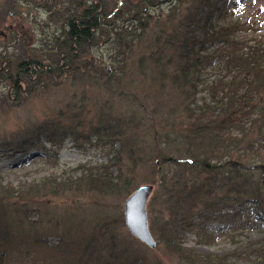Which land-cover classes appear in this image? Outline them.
Wrapping results in <instances>:
<instances>
[{"label": "trees", "instance_id": "obj_1", "mask_svg": "<svg viewBox=\"0 0 264 264\" xmlns=\"http://www.w3.org/2000/svg\"><path fill=\"white\" fill-rule=\"evenodd\" d=\"M68 1L69 9L72 6L74 10L69 16L61 14L65 22L63 40L57 38L56 52L48 59L49 64L21 55L25 50L15 44L17 38L5 45L6 51L8 46H15L8 55L9 61L23 70L34 89L29 69L38 67L39 75H47L52 81L61 62L73 68L76 79L82 80L84 74L91 72L95 79L115 81L119 75L112 72L115 64L99 67L95 59L84 60L82 56L101 44L112 45L114 52L121 54L131 51L134 43L140 42L142 35L154 26L152 22L160 23L149 50L139 58V66L153 64L157 78L167 80L180 94L190 119L186 132L155 137L157 141L162 137L167 140L166 149L181 145L182 148L178 147L177 154L172 155L158 150L159 142L152 147L151 157L157 155L160 162H155L159 176L150 182H158L160 208L150 228L183 264H264V235L248 240L236 252L225 253H203L183 244L181 238L186 229L196 233L201 243L211 244L215 238L208 233V225L213 219L224 220L233 231L244 232L253 224L246 212L258 208L264 214V34L251 43L245 22H222L233 0ZM163 4L168 5L167 11L155 12ZM4 8L0 12L2 18L8 14L7 4ZM127 21L131 25H126ZM0 56L7 57L2 53ZM213 66L225 73L217 74L209 85L210 101H203L198 109L192 108L199 86L204 83L202 71ZM19 75L20 72L14 75L16 85L21 80ZM84 99L78 111L69 108V122L68 115L61 112L56 118L35 125L13 144L1 141L0 149L11 151L10 154L28 153L43 141L61 148L68 136L89 141L93 137L111 139L110 147L118 144L119 156L83 171L84 183L88 189L104 194L127 191L131 178L124 175L121 153H127L133 170L144 164L138 150L129 145L132 135L128 132L135 117L105 114L96 122L86 120ZM248 158L251 161L247 162ZM42 191L39 185H33L24 194L30 198ZM2 226L5 227L0 218V230ZM108 233L100 227L79 236L78 245L72 244L75 254L70 253L66 264H126V260L134 258L123 249L124 244L120 248L123 241ZM137 261L128 260V264Z\"/></svg>", "mask_w": 264, "mask_h": 264}, {"label": "rangeland", "instance_id": "obj_2", "mask_svg": "<svg viewBox=\"0 0 264 264\" xmlns=\"http://www.w3.org/2000/svg\"><path fill=\"white\" fill-rule=\"evenodd\" d=\"M93 1L97 3V0ZM5 4L8 14L6 18L0 17V54L7 56H0V142L13 144L32 127L56 118L61 112L68 115L66 122H69L72 115V112L68 113L69 108L78 111L85 96L86 120L96 122L105 114L135 117L128 132L132 135L129 145L138 150L144 164L133 170L127 153H121L124 175L130 176L131 185L127 191L104 194L88 189L83 171L110 163L119 156L116 154L118 144L110 147L111 139L93 137L89 141L68 136L61 148L43 141L36 143L28 153L10 154L11 151L1 148L0 218L5 226L0 230L1 264H66L70 253L75 254L72 244L78 245L79 236L100 227L123 241L120 248L124 244L123 249L134 257L128 259L129 262L136 259V264H183L159 240L155 230L150 228L158 245L150 248L130 233L124 218V203L129 195L143 184H154L147 205L149 224H152L160 201L158 182L150 180L159 176L155 162L160 159L157 155L151 157L150 152L157 142L160 144L158 150L166 154L176 155L175 150L182 148L181 145L166 149L167 140L162 137L157 141L155 137L167 132H186L190 119L180 94L167 80L157 78L153 64L139 66V58L149 50L160 23L152 22L154 26L142 35L140 42L134 43L131 51L121 54L117 50L114 52L112 45L101 44L82 56L84 60L95 59L99 67L115 64L112 72L119 73L115 81L95 79L91 72L84 74L82 80L76 79L73 68L61 62L52 81L47 75H39V68L32 66L28 74H31L34 89L25 79L23 70L9 61L8 55L15 46H8L6 51L5 45L17 38L15 44L19 43L25 50V53L21 50V55L46 60L49 64L48 59L56 52L57 38L63 40L65 22L61 14L64 12L69 16L74 9L71 10L72 6L69 9L68 0H0V12ZM167 9L168 5L163 4L155 12H166ZM150 11L153 13V9ZM224 19L222 22H245L246 35L252 43L264 34V0H233ZM125 24L131 25L129 21ZM15 51L20 52L19 49ZM19 72L21 80L16 85L14 75ZM202 72L204 83L199 86L191 106L196 109L203 101H210L208 87L215 76L225 73L214 66ZM246 160L251 161L250 158ZM33 185H39L43 191L38 196L26 198L24 193ZM249 214L253 219L249 230L233 231L227 222L218 218L208 225V233L213 234L215 242L201 243L196 233L186 229L181 232L182 242L203 253L236 252L248 240L264 235V214L258 208L245 213L246 216Z\"/></svg>", "mask_w": 264, "mask_h": 264}, {"label": "water", "instance_id": "obj_3", "mask_svg": "<svg viewBox=\"0 0 264 264\" xmlns=\"http://www.w3.org/2000/svg\"><path fill=\"white\" fill-rule=\"evenodd\" d=\"M157 162H159L157 160ZM264 185V175H263ZM154 190V184H143L133 191L124 203L125 225L130 233L150 248H156L158 241L149 224L147 205Z\"/></svg>", "mask_w": 264, "mask_h": 264}]
</instances>
